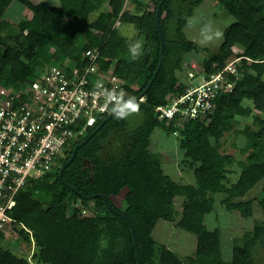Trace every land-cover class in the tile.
<instances>
[{
	"label": "trees",
	"instance_id": "trees-1",
	"mask_svg": "<svg viewBox=\"0 0 264 264\" xmlns=\"http://www.w3.org/2000/svg\"><path fill=\"white\" fill-rule=\"evenodd\" d=\"M16 1L0 0V77L4 86L27 88L42 76L47 65L66 64L67 59L78 62L84 51L97 47L101 51L103 68L115 70L126 82L121 89L129 92L130 97H137L148 88L161 57L156 20L157 6L162 0H130L136 6L130 5L121 16L109 13L105 22L91 23L94 30H99L97 33L86 29L85 23L105 0H59V6L48 1L19 0L39 15L40 23L27 36L4 39L1 34L4 17ZM125 1L109 0V3L120 9ZM178 1L165 0L162 5L160 24L165 37L164 61L144 100H138L140 111L127 119L113 117L108 121L78 149L75 160L63 170L61 179V168L75 148L107 117L101 116L86 136L70 144L60 165H54L19 191L11 216L35 234L38 249L33 255L34 264H139L131 224L117 212L129 217L134 225L142 264H264L256 259L259 250L264 248V219L255 224L251 238L235 244L229 261L223 258L221 251L220 228L210 230L205 225V216L215 209L216 193H227L226 208L248 218L253 215L254 202L248 195L259 188L256 200L264 217V119H254L253 123L260 125L258 130L251 126L244 129L246 146L243 153L248 155L240 162L241 174L231 188L223 183L226 169L220 164V154L212 142V138L219 142L224 133L218 126L226 117L224 109L238 110V96L246 93L243 86L249 81L260 87L247 92L253 107L264 111V82L254 78L252 73L248 74L250 69L244 65L239 71L242 79L235 82L232 92L219 95L214 110L205 118L180 114L170 119L161 118L157 108L168 107L169 96L179 97L194 85L183 80L181 73L185 70L187 55L198 45L187 39L182 28L189 24L199 2L191 0L186 10L176 5ZM217 1L236 22L226 28L224 44L216 50L207 48L208 60L202 66L205 74L222 69L232 55L234 45L246 49L244 63L248 60L264 65V0ZM151 4L155 11L148 15L146 11L150 10ZM117 21L119 25H116ZM173 22L178 26L176 37L169 36L166 30L167 25L174 27ZM128 25L137 31L134 40L122 32ZM61 27L66 34L73 35L76 31L72 40L67 35L58 39L51 36V30L58 33ZM136 40L144 42V49L138 59H133L128 44ZM148 69L150 73L145 76ZM226 75L233 81L236 78L233 74ZM139 83H142L141 88L134 89V84ZM239 110L244 112L242 107ZM253 110L250 107L244 113H253ZM211 117L214 120L209 123ZM156 128H165L170 134L178 133L179 150L183 152L184 163L195 169V183H178L155 158L150 149V137ZM119 177L130 180L124 209L111 197L109 186V180ZM94 194L107 195L114 211L100 196L85 199ZM178 197L184 198V211L178 226L197 236L194 255L184 259L165 245L158 249L153 237L159 220L175 219ZM76 201L80 207L71 205ZM22 233L25 234L23 229ZM3 239L4 234L0 233V264H30L27 259L5 249Z\"/></svg>",
	"mask_w": 264,
	"mask_h": 264
},
{
	"label": "built area",
	"instance_id": "built-area-1",
	"mask_svg": "<svg viewBox=\"0 0 264 264\" xmlns=\"http://www.w3.org/2000/svg\"><path fill=\"white\" fill-rule=\"evenodd\" d=\"M125 5L136 6L130 0ZM100 56V49L92 47L78 62L51 63L27 88L0 83V233H12L16 220L11 212L21 188L60 165L70 144L111 112L104 98L94 95L95 84L99 81L105 88L121 89L126 82L114 70L104 69ZM233 60L207 75L199 68L197 76L188 72L189 82L198 76L203 80L179 97L169 96L170 105L157 108L159 116L205 118L212 113L219 95L232 92L244 68L242 57ZM226 74H233L235 80Z\"/></svg>",
	"mask_w": 264,
	"mask_h": 264
},
{
	"label": "rangeland",
	"instance_id": "rangeland-1",
	"mask_svg": "<svg viewBox=\"0 0 264 264\" xmlns=\"http://www.w3.org/2000/svg\"><path fill=\"white\" fill-rule=\"evenodd\" d=\"M31 1L35 3H39L40 1H48L49 3H52V0ZM190 1L191 0H179L176 5L179 7L182 6L181 8H185L187 10L189 9ZM195 1L199 3H197L196 7L194 8L190 19L191 23L183 26L182 28L187 39L196 42L198 45L196 50H193L191 53H189V56L187 55L188 60H186L185 70L181 73L182 79L186 80L187 82H189L188 72H191L192 75L194 74L197 76V69L199 68L200 70H203L202 66L205 65L209 56V51L207 48L216 50L220 45L224 44V32L226 28L236 22L235 17L232 16L224 7H222L217 0ZM55 4L58 5L59 0H55ZM53 6L55 5L53 4ZM128 7L126 5L124 7L123 5V7L119 9V7L117 8L110 4L109 0H105L104 5L99 10L93 12L90 15L89 20L85 23V28L92 31L93 33H97L99 30H94L90 26L91 23L94 21L105 22L109 13L115 16H121L124 12H126ZM154 11L155 7L153 4H151L150 10L146 11V13L148 15H152ZM39 21V15L31 11L29 8L23 6L18 0L11 5L8 12L6 13V16L4 17L5 25L1 34L4 39H10L11 37H15L17 35L27 36L31 32V29L40 23ZM208 21L212 22L213 31H219L221 35L218 38H214L210 42H202L203 37L201 34V28ZM116 25H119L118 21ZM173 26L174 27H170V25H167L166 30L169 36L176 37L178 33V26L174 22ZM122 29H125L122 30V32L126 35V37H128V39L134 40L136 38L137 31L134 26L128 25ZM54 30H51L50 34L55 39H58V37L64 38L67 35L72 40V37L76 32H73V35L69 32L66 34V30L62 27L58 33L56 31L54 33ZM99 33L101 34V32ZM231 49L232 55L226 59V62L233 59L235 60V58L239 55L244 57L246 55L245 48L234 45ZM43 58H45V56ZM246 61V64L244 62L241 64L243 66L246 65V67L248 66L250 69V73L248 74L252 73L254 78L260 79V81L264 82V65L253 63L248 60ZM241 64H238L239 67H241ZM214 66L218 65L214 64ZM149 73L150 70L148 69L145 73V76L149 75ZM1 79L2 78L0 77V83L2 82ZM241 79L242 76L239 75L238 81ZM202 80L203 79L200 76L193 79L195 85H198ZM141 86L142 83L134 84V89L138 90L141 88ZM257 88H260L259 85H257L255 82L253 83V81H249L245 86H243V91H246V93H240L241 95L238 96L240 97L238 110L234 111L225 108L223 112L226 116L224 119L225 123H218L220 129L224 131V133H221V140L218 142V140L212 138V142L220 154V164L226 169V171L223 172L225 175L223 183H225V185L229 188H231L232 185L237 182L242 171L240 162L243 161L248 155L247 153H243V149L246 146L244 129L247 126H251L253 129L258 130L260 125L254 124V119L256 117L264 119V111H259L258 109L254 108L252 102L253 100L252 98H249V95L247 94L248 91H254ZM241 107L243 108L244 112L248 111L250 107L255 110H253V113H244L239 110ZM209 120V123H211L214 119L211 117ZM150 139V149L155 158L161 162L166 173H169L178 183H195V169L188 167L187 164L184 163L182 155L183 152L179 150L178 133L170 134V132H168V130L165 128H156L153 131ZM109 181L111 197L119 207L124 209L127 206L126 195L130 190V180L124 177H119L117 180ZM258 189H255L248 195L249 199H254L253 215L251 217L245 218L239 215L237 211H229L226 208V198L228 197L227 193L215 194V209L213 212L208 213L205 216V225L210 230H214L217 227L220 228V246L223 258L226 261L231 259L235 244L240 243L242 240L251 238L253 236L255 224L259 221H263L264 219L262 209L256 200ZM183 199V197L176 198L175 219L173 221L159 220L153 231V237L158 243V249H160V245H165L169 249L176 252L182 259L188 255H194L197 247V236L178 226V221L184 211ZM71 205L73 207H80L79 201L72 202ZM87 213L88 212L85 211L84 214ZM11 224L12 222L7 225V229ZM11 228L12 233H5L2 246L5 249L11 250L19 257L27 259L30 264H34L35 260L33 255L38 249L34 232L31 229L30 232L27 231L18 222L12 224ZM22 229L25 231V234L22 233ZM256 259L259 262L264 263V248L259 250L256 255Z\"/></svg>",
	"mask_w": 264,
	"mask_h": 264
},
{
	"label": "clouds",
	"instance_id": "clouds-1",
	"mask_svg": "<svg viewBox=\"0 0 264 264\" xmlns=\"http://www.w3.org/2000/svg\"><path fill=\"white\" fill-rule=\"evenodd\" d=\"M52 3L55 6H58L57 4H55V0H52ZM189 23H191V21ZM201 34L203 37L202 42H210L214 38H218L221 35L219 31H213L211 21H208L203 25V27L201 28ZM143 49L144 42L142 40H136L128 44V51L133 59H138L143 54ZM237 57H242L241 63H243L244 59H247L246 56L244 57L239 55ZM95 89L96 92H94V95H99L104 98L105 106H111V113L117 119H127L129 116L134 115L140 111V103L137 101V99L135 97H130L129 92L127 95V93L123 89H108L105 88L103 83L99 81L96 82ZM143 97H141L140 99L143 100ZM22 226L24 229L29 230L24 225Z\"/></svg>",
	"mask_w": 264,
	"mask_h": 264
},
{
	"label": "water",
	"instance_id": "water-1",
	"mask_svg": "<svg viewBox=\"0 0 264 264\" xmlns=\"http://www.w3.org/2000/svg\"><path fill=\"white\" fill-rule=\"evenodd\" d=\"M165 2V0H162L158 6H157V27H158V30H159V34H160V40H161V57H160V61H159V65H158V68L157 70L155 71L154 73V76L152 77L149 85H148V88H150V86L153 84V82L155 81L162 65H163V61H164V53H165V37H164V33H163V30L161 28V24H160V13H161V9H162V5L163 3ZM147 89H145V91H143L139 96L135 97L137 99V101L143 97L146 92H147ZM114 116L112 115V113L110 112L108 114V116L104 119V121L96 128L95 131L92 132L91 135L87 136L76 148L75 150L73 151V154L71 155V157L69 158V160L67 161V163L61 168V172H60V177L62 179V175H63V170L68 166L70 165L76 158V155H77V151L80 147H82L83 145H85L108 121H110ZM73 190H75L73 187H71ZM97 196H100L102 197L104 200H105V203L106 205L112 210L114 211V208L113 206L110 204V198L105 195V194H94V195H91L89 197H86L85 196V199L86 198H94V197H97ZM117 214L121 215L123 218H125L130 224H131V227H132V231H133V238H134V243H135V247H136V255L138 257V261H139V264H142L141 263V258H140V252H139V247H138V240H137V236H136V231H135V228H134V225L132 224L131 220L129 217H127L125 214L121 213V212H117Z\"/></svg>",
	"mask_w": 264,
	"mask_h": 264
}]
</instances>
